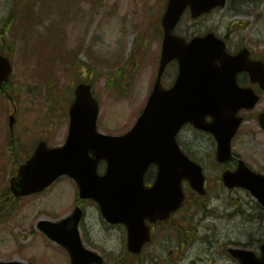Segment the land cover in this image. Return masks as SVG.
Returning <instances> with one entry per match:
<instances>
[{
  "label": "rangeland",
  "instance_id": "1",
  "mask_svg": "<svg viewBox=\"0 0 264 264\" xmlns=\"http://www.w3.org/2000/svg\"><path fill=\"white\" fill-rule=\"evenodd\" d=\"M166 3L167 0H0V49L6 50L7 44L13 62L6 89L9 94L0 91V163L5 164L0 172V199L5 202L8 175L11 166L16 167L14 158L23 157L17 147L24 142L22 154L29 155V141L34 143L41 134L51 136L53 145L65 142L69 125L66 112L77 83L88 81L94 85L101 106L98 129L123 134L135 124L156 79ZM176 31L186 37L215 31L228 36L230 49L245 43L260 52L264 47V0H229L224 8L198 19L188 11ZM45 36H52L48 45ZM176 72V63L169 65L165 85L176 77ZM263 107L264 103H259L246 113L247 119L233 140V150L264 174V130L258 122ZM13 113L14 129L25 131L14 141L15 153L3 143L5 130L9 132V115ZM179 142L205 167L209 190L207 196L187 202L188 222L196 228L187 264H237L218 252L232 243L258 249V239H264V208L248 190L225 187L221 179L223 167L216 161V141L211 134L188 126L182 130ZM100 171H105L104 165ZM155 173L156 167H151L148 180ZM183 186L191 198L189 183ZM77 193L76 182L63 177L45 193L24 197L12 208L0 210V260L54 264L60 257L59 264H66L57 255L63 250L42 235L38 222L68 215ZM99 223L101 232L94 233L95 241L111 248L109 242L117 244L120 238L116 233L103 232L98 214L91 207L86 225L95 228ZM216 238L230 241H215Z\"/></svg>",
  "mask_w": 264,
  "mask_h": 264
},
{
  "label": "water",
  "instance_id": "2",
  "mask_svg": "<svg viewBox=\"0 0 264 264\" xmlns=\"http://www.w3.org/2000/svg\"><path fill=\"white\" fill-rule=\"evenodd\" d=\"M226 3L227 0H168L157 80L133 128L122 135L99 131V102L92 85L80 83L70 107L65 144L49 147L46 142L40 143L29 161L21 166L16 186L12 183L16 195L42 191L58 177L69 175L76 179L82 198L97 200L109 221L125 222L129 241H138L141 246L150 238L145 218L153 221L166 218L181 206L185 199L183 179L198 193L206 194L203 167L182 151L177 135L190 122L214 134L219 161L230 160L232 139L243 122L238 112L253 108L260 99L252 89L239 86L237 74L246 71L253 81L264 86V63L251 60L248 48L230 54L226 42L214 32L186 41L173 31L188 7L192 17L198 18ZM174 59L179 62L177 79L171 88H164L162 76ZM11 71V60L0 54V86ZM208 116L212 121L207 120ZM259 120L264 128V113ZM15 121L12 115L11 127ZM103 160L107 169L99 174L98 166ZM153 164L158 167L157 178L153 186L147 187L144 176ZM223 180L230 188L251 190L264 205V175L253 171L245 161H240L236 171L227 170ZM82 216V209L77 207L60 221L41 220L39 227L70 252L73 264H101L100 256L82 242L79 230ZM262 251V256L257 257L252 251L231 250L242 264H264V245ZM0 264L30 263L0 260Z\"/></svg>",
  "mask_w": 264,
  "mask_h": 264
},
{
  "label": "flooded vegetation",
  "instance_id": "3",
  "mask_svg": "<svg viewBox=\"0 0 264 264\" xmlns=\"http://www.w3.org/2000/svg\"><path fill=\"white\" fill-rule=\"evenodd\" d=\"M227 44H228V36L224 37ZM249 48L250 50V59L251 60H262L264 62V47L260 52H256L252 47H250L249 45L245 44V43H241L238 44L235 49H230L229 45H228V49L231 53L236 54L239 53L243 48ZM86 70V68H85ZM175 80V79H174ZM172 80V84L173 81ZM237 81L240 84V86L242 87H248V88H252L255 93H257L261 100L259 103H264V86L260 83V82H253L251 75L248 72L242 71L238 73L237 76ZM171 84V85H172ZM170 86V85H169ZM3 90L4 94L8 95V91L6 90V86L2 89H0V91ZM75 97V96H74ZM250 112L249 110H243L242 114L244 115L245 119L246 118V113ZM264 113V107L262 109L259 110L258 113V117L259 114ZM11 115V114H10ZM9 115V116H10ZM192 126L190 124H187L185 126ZM6 132V137L4 139V144L7 147L9 152H16L15 150H13V147H17L16 142L17 139L20 136H23V132L22 131L20 133V131H16L14 128L12 129L9 126V132L7 130H5ZM26 137H28V135H26ZM50 137L48 135H40L38 138H36V141H34V143H31V141H29V150L32 151L33 149L35 150V148L37 147V145L39 144V142L41 141H46L48 142L49 145L52 146L51 142H50ZM19 149V152L21 156H23L22 158L20 157H16L14 158V162L16 163V167L12 169L11 166V173L8 175V179H7V186L5 189V192L3 194L5 202L3 201L2 204V209L5 207V209H10L11 208V203L9 202V198L11 195H15L12 187H11V181L16 178L18 179V172H19V168L20 166L25 163L30 156L33 154L34 150L32 153H30V155H26V154H22V148L25 149L24 147V142H23V146L21 148L17 147ZM239 159L240 156L237 155L235 153V156L232 158L231 161H229L226 164H223V170L226 169H235L238 166L239 163ZM12 163V160H11ZM12 165V164H11ZM5 167L4 163H0V172L2 170V168ZM150 179L148 180L147 175H146V185L150 186L153 184V182L155 181L156 178V174H152V176L150 175L149 177ZM61 179V178H60ZM59 179V180H60ZM58 180V181H59ZM57 181V182H58ZM53 186V185H52ZM50 186V187H52ZM49 187V188H50ZM49 188H47L46 190L40 192V194L45 193ZM30 196V195H28ZM24 197L27 196H22V197H18L19 199H22ZM187 201V199H186ZM186 201L184 202L183 206L181 208H179L178 210H176L175 212L171 213L167 218L164 219H157L155 221H151L150 219H145V224L147 226H149V231L151 234V240L144 242L142 247L139 248L136 245H132L129 241V230L128 227L125 223L123 222H119V223H112L109 222L100 206L98 205L97 202H95L93 199H81L79 197V193L78 196L76 194L72 207L73 210L77 207L80 206L83 209V218L80 222V232H81V237L83 240V244L84 246L91 250L94 251L98 254H100L103 258H104V263L103 264H187L186 261V257L188 254V247L191 244V241L194 240V238H196V236H191L192 234V230H196V228L194 227H189V224L187 223V212H186ZM190 202H193V198H190ZM91 207H94L98 217L100 219V222L102 224V229L103 232L105 234H114L116 233L119 238L120 241L117 244H113L116 241H110V246L111 248H109L107 245H105V243L101 242V241H95V232H101V228H100V223L98 226L95 225V228L93 227V225L89 228L86 225V218L88 216L89 210ZM73 210L68 214L70 215ZM65 215V216H68ZM63 216V217H65ZM62 218V217H61ZM59 218V219H61ZM58 219V218H57ZM42 232V235L46 238H48L47 235L44 234V232L42 230H40ZM193 235H196V231H193ZM50 239V238H48ZM51 240V239H50ZM52 241V240H51ZM215 241H230V240H222L219 238H216ZM234 241V240H231ZM138 242V241H136ZM240 245L242 247L248 248L249 250H253L257 255H260L262 253V247L264 245V239H258V249H256L255 247H252L251 245H246L244 244ZM114 246V247H112ZM237 246L235 244H229L226 247L222 248L221 251H217L218 253H221L223 255H227L229 257H231V259L234 262H238L231 254H230V247H234ZM58 249H62V254H57L58 256H61L62 258H64L66 264H72L71 263V255L69 254V252L63 248L62 246L57 244ZM61 261L60 257H58L57 259H55L54 264H59ZM57 262V263H56ZM38 264V263H37ZM193 264V263H192ZM196 264V263H194ZM238 264V263H237Z\"/></svg>",
  "mask_w": 264,
  "mask_h": 264
},
{
  "label": "bare ground",
  "instance_id": "4",
  "mask_svg": "<svg viewBox=\"0 0 264 264\" xmlns=\"http://www.w3.org/2000/svg\"><path fill=\"white\" fill-rule=\"evenodd\" d=\"M49 38H52V36H45V37H43V39L46 40L47 45H48V42H49ZM51 51H52V50H51Z\"/></svg>",
  "mask_w": 264,
  "mask_h": 264
}]
</instances>
